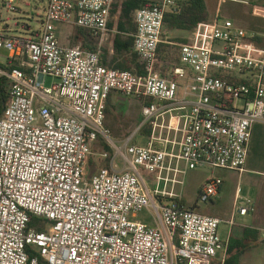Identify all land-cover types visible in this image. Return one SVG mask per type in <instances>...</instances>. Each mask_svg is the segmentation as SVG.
<instances>
[{"label": "built area", "instance_id": "obj_1", "mask_svg": "<svg viewBox=\"0 0 264 264\" xmlns=\"http://www.w3.org/2000/svg\"><path fill=\"white\" fill-rule=\"evenodd\" d=\"M125 1L47 0L36 31L11 35L3 13L19 10L0 0V264H212L223 247L221 221L185 208L176 188L199 168L243 171L252 127L264 123V47L216 17L177 45V61L161 60L164 15L193 0H147L134 11L139 74L104 67L99 49L58 41L55 23L101 45ZM111 94L144 102L141 125L119 144L105 126ZM102 141L114 154L101 156L120 158L122 171L113 164L88 179ZM220 185L205 182L198 202H212ZM143 211L154 226L133 220ZM248 211L235 207L229 225Z\"/></svg>", "mask_w": 264, "mask_h": 264}, {"label": "crops", "instance_id": "obj_2", "mask_svg": "<svg viewBox=\"0 0 264 264\" xmlns=\"http://www.w3.org/2000/svg\"><path fill=\"white\" fill-rule=\"evenodd\" d=\"M249 2V5L230 2L217 5L229 4L230 6L225 12V20L232 21L236 28L255 36L254 43L259 47H264V0H249ZM123 3L112 10L108 23L107 40L101 45H98L97 40L89 32L74 25L67 26L66 30H59L55 27L58 41L63 46H78L86 51L99 49L100 62L104 67L139 74L137 57L132 47L133 35L136 31L134 13L128 19L124 18L121 11L118 10L120 6H123ZM205 3L207 10V0ZM216 17L223 19L219 9H217L214 18L209 17V21H214ZM159 51L158 57L161 60H171L162 57ZM178 58L179 54L175 60L177 61ZM113 95L115 94L110 95L106 103V113L111 108ZM101 159L95 160V166L89 173L86 171V166L91 165V160H87L84 169L86 178H91L102 168L112 171L113 164L117 166L114 171H122L121 160L118 161V164L117 160H110L102 156ZM212 178L221 181L217 197L207 203L210 205L208 207L201 209L194 205L193 208H190L195 212L199 210L201 215L221 221L218 234L223 247L217 252L212 264H264V239L260 236L261 230H264V123H257L252 127L248 157L243 171L214 169L211 170V174L205 182ZM183 206L187 208L184 203ZM235 207H248L253 211H248L244 216L235 215L234 225L231 226L228 222L231 220ZM221 225L223 226L219 231Z\"/></svg>", "mask_w": 264, "mask_h": 264}, {"label": "rangeland", "instance_id": "obj_3", "mask_svg": "<svg viewBox=\"0 0 264 264\" xmlns=\"http://www.w3.org/2000/svg\"><path fill=\"white\" fill-rule=\"evenodd\" d=\"M47 6V0H14L13 7L18 9L16 14L3 13V18L6 20L11 35H27L32 31H36L41 24V17L43 16ZM229 4L218 6L214 0H207V13L212 19L214 18L217 9L221 12V16L225 19V12L227 11ZM31 14L34 18H31ZM208 17V18H209ZM210 20V19H209ZM64 24L55 23L54 27L57 29H67ZM29 31V32H28ZM190 32L168 30L163 29L162 44L160 47V55L167 59L175 60L178 55L177 45L179 40L189 38ZM170 43V44H166ZM6 57L5 51H0V64L3 63ZM45 84L48 86L51 84V79L47 78ZM144 102L132 97H123L121 95H113L111 99V108L106 113V127L111 131V136L117 144L128 139L136 129L142 123L141 108ZM136 140H139V135L135 136ZM142 142V139L140 140ZM107 153L112 158L114 152L109 148L105 142H97L91 148V154L88 156V160H91V165L86 166L88 173L95 166V160H102L101 155ZM119 164L120 158H117ZM211 174V170L207 168H199L194 171H189L184 177V185L176 188V193L179 194L181 201L187 208H193L194 205L200 207L210 206L209 204L198 203V193L200 185L204 184L206 179ZM146 179L154 178V174L144 173ZM150 188H152L150 186ZM198 203V204H197ZM199 213V210H196ZM148 211H143L133 220L147 224L148 226H154V217ZM132 219V218H131ZM220 226L219 231H221Z\"/></svg>", "mask_w": 264, "mask_h": 264}, {"label": "trees", "instance_id": "obj_4", "mask_svg": "<svg viewBox=\"0 0 264 264\" xmlns=\"http://www.w3.org/2000/svg\"><path fill=\"white\" fill-rule=\"evenodd\" d=\"M147 5V0H127L123 3V6L118 8V10L121 11V15L124 18L128 19L135 10ZM207 21H209V18L205 0H193L188 3H180L175 11L166 13L163 20V29L167 28L168 30L191 32L198 23ZM184 42H186V39L179 40L178 43ZM160 47L161 44L159 45V50ZM4 102L5 96L3 95L0 87V116L3 110ZM139 135L142 138L147 137L149 135L148 129H142L139 132ZM180 204L183 205L181 201Z\"/></svg>", "mask_w": 264, "mask_h": 264}]
</instances>
